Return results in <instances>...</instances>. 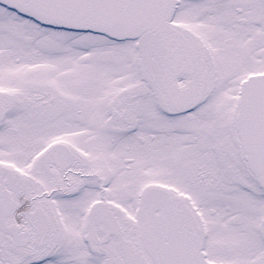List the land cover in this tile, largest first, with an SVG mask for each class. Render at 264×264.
Returning <instances> with one entry per match:
<instances>
[{"label":"snow or ice","instance_id":"1","mask_svg":"<svg viewBox=\"0 0 264 264\" xmlns=\"http://www.w3.org/2000/svg\"><path fill=\"white\" fill-rule=\"evenodd\" d=\"M0 264H264V0H0Z\"/></svg>","mask_w":264,"mask_h":264}]
</instances>
